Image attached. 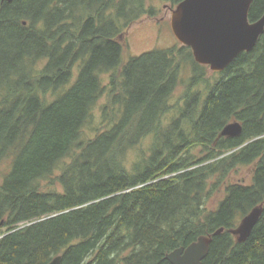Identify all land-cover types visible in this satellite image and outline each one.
<instances>
[{"label": "trees", "instance_id": "1", "mask_svg": "<svg viewBox=\"0 0 264 264\" xmlns=\"http://www.w3.org/2000/svg\"><path fill=\"white\" fill-rule=\"evenodd\" d=\"M151 1L185 0H0V264H171L222 228L203 264H264V34L216 79L184 46L122 65L121 37L160 15ZM263 16L254 0L250 22ZM233 122L242 135L220 137ZM251 166V185L228 184ZM53 179L61 191L43 190ZM259 207L239 243L231 231Z\"/></svg>", "mask_w": 264, "mask_h": 264}, {"label": "water", "instance_id": "2", "mask_svg": "<svg viewBox=\"0 0 264 264\" xmlns=\"http://www.w3.org/2000/svg\"><path fill=\"white\" fill-rule=\"evenodd\" d=\"M2 1L11 3L14 0ZM253 2L185 0L172 11V32L182 46L191 48L199 65L210 68L213 73H223L241 54L252 52L264 34V16L255 23L249 20ZM242 133V125L233 122L224 128L220 137L238 138ZM262 215L263 207L256 208L231 234L239 243H245ZM224 232L222 228L213 236H202L187 248L170 253L167 260L171 264H203L209 255L213 237ZM61 258L56 257L50 264H60Z\"/></svg>", "mask_w": 264, "mask_h": 264}, {"label": "rangeland", "instance_id": "3", "mask_svg": "<svg viewBox=\"0 0 264 264\" xmlns=\"http://www.w3.org/2000/svg\"><path fill=\"white\" fill-rule=\"evenodd\" d=\"M148 6H154L160 11V15L156 19H152L149 17H144L142 20L134 23L126 33L121 37V41L124 44V52L122 57V65L127 64L129 60L133 57H139L147 52H151L155 49H168L172 47H182L181 43L176 39L172 32L171 28V18L172 11L176 9V7L171 6L170 4H164L160 1H151ZM79 69L76 68L74 70V76L72 84L76 81L78 77ZM220 77L219 75L213 73L210 68L208 71V78L216 79ZM101 80L104 85H108L110 82V75L101 76ZM70 84V85H72ZM69 87V86H68ZM68 87L66 89H68ZM65 89V90H66ZM204 90L205 88H201ZM184 95V87L180 86L172 101L171 105L176 106L181 98ZM49 95L48 97H51ZM107 97H103L98 103L97 107L93 111V119L89 128L86 131L87 138H92L95 130H102L103 124L101 119V107L106 104ZM176 115V111H173L168 119L170 120L172 117ZM92 128V129H91ZM152 138V137H150ZM151 145V139H148L144 142L137 151H134L130 154L129 162H133L137 159V153L142 154V152H148V149ZM254 166L240 168L237 171L233 172L228 180V184L240 183L244 185H251L253 182L254 176ZM2 170H4V166L0 167V187L2 185ZM60 172L58 171L54 178H56ZM60 184L53 179L48 183H43V190H56L61 191ZM226 194L225 187L222 188L214 197L210 200L208 204L209 211H215L219 204L224 200Z\"/></svg>", "mask_w": 264, "mask_h": 264}, {"label": "bare ground", "instance_id": "4", "mask_svg": "<svg viewBox=\"0 0 264 264\" xmlns=\"http://www.w3.org/2000/svg\"><path fill=\"white\" fill-rule=\"evenodd\" d=\"M14 100V99H13ZM250 214V213H249ZM62 261V260H61ZM52 262V261H51Z\"/></svg>", "mask_w": 264, "mask_h": 264}]
</instances>
